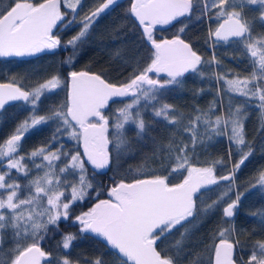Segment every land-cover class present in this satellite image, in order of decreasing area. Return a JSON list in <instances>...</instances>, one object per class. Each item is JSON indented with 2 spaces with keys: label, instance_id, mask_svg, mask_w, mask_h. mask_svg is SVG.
I'll use <instances>...</instances> for the list:
<instances>
[{
  "label": "snow or ice",
  "instance_id": "1",
  "mask_svg": "<svg viewBox=\"0 0 264 264\" xmlns=\"http://www.w3.org/2000/svg\"><path fill=\"white\" fill-rule=\"evenodd\" d=\"M117 2L101 0L98 7L79 21L80 31L65 46L75 49L100 14ZM81 4L82 0H10L6 7L0 8V57L30 56L60 47L61 40L53 29L65 21L69 11L72 19L67 20L64 27L73 24ZM62 6L66 11H62ZM250 6H257L258 19L264 23V0H131L128 14L138 22L142 38L151 51L146 66L127 81L117 85L100 74L71 71L67 81L53 75L31 90H24L15 82L0 83V110L10 101H23L31 106L30 115L0 143V169H3L0 171V252L4 251L5 235L12 241V246L0 256V264H73L67 257L53 258L51 252L41 247L48 226H58L62 219L68 220L72 205L88 195L92 184L87 178L86 163L95 170L108 168L112 162L109 145L114 147L119 158L128 144L126 126H134L137 136L145 133L147 125L143 113L149 108L154 117L162 118L177 131L189 133L193 151L197 143L211 140L214 135H225L230 145H235L239 160L227 175L217 177L215 167L223 164L222 160L211 161L207 167H197L191 163L189 144L170 135L167 144L158 143L154 148L157 158L161 153L165 154L159 170L147 165L135 169L133 179L115 182L108 191L109 199L99 200L88 211L76 215L74 220L79 224L81 235L93 233L116 250L120 264H178L174 255L158 247V241L162 243L180 226L183 229L180 239L172 247L176 252L182 251L190 231L186 224L197 213V193L219 181H230L229 191H232L235 172L252 154L245 139L242 106L229 103L226 116L218 115L212 119L210 114L216 107L213 103L207 111L197 109V114L188 118L185 125L184 117L172 105L160 103L162 90L180 85L186 73L202 77L206 66L211 68L220 64L215 52L211 59L204 60L181 38L180 34L187 27L181 18H190L196 13L198 20L216 21L215 28L209 25L205 40L210 48L231 42L240 45V51L251 64L250 76L233 75L229 79L226 72H213L212 78L223 82L226 93L244 97L245 102L258 101L264 113V33L253 34L252 22L244 11ZM174 21L182 25L177 34L171 39H157V25H170ZM71 60L69 57L68 62ZM160 73H165L168 79L162 81L151 75ZM65 85L68 89L66 101L51 107L48 114L39 115L41 97ZM113 98L129 100L122 102L123 106L114 112H106L109 102H115ZM49 121L57 124L51 140L27 156L20 155V142L25 133ZM201 127L204 129L202 134ZM64 134L82 145L83 155L79 150L74 153L64 150L62 144L52 150V145ZM26 158L38 174L22 186L12 171L28 176L30 169L24 162ZM37 159L41 162L36 163ZM162 172L167 174H160ZM173 173L186 175L180 183H171L169 177ZM68 176L77 179L70 182ZM257 185L264 189V170L251 183V187ZM99 194L97 191L96 195ZM243 195L236 191L235 198L229 199L224 206L222 201L228 196V192H224L199 211L206 213L221 205L225 222L231 224L230 218L236 215ZM234 233L233 226L222 227L215 233L209 264H238L235 252L240 242L233 238ZM76 238L72 233L64 234L60 246L68 250ZM86 264H104V260L96 257ZM192 264L204 262L201 257L194 256ZM239 264H264V240L252 242L247 259L240 258Z\"/></svg>",
  "mask_w": 264,
  "mask_h": 264
},
{
  "label": "trees",
  "instance_id": "2",
  "mask_svg": "<svg viewBox=\"0 0 264 264\" xmlns=\"http://www.w3.org/2000/svg\"><path fill=\"white\" fill-rule=\"evenodd\" d=\"M100 2L101 0H85L84 7L77 10L78 15L80 12L88 14L98 7ZM9 3L10 0H0V8L6 7ZM130 4L131 0H120L113 7L101 13L89 29L88 35L77 43L75 49L69 45L68 50L62 54H48L34 59L0 58V81L15 82L24 90H31L53 75H59L62 80L67 81L71 71H88L100 74L109 82L117 85L127 81L135 72L146 66L151 51L149 45L142 38V30L137 21L128 14L127 10ZM244 11L252 22L253 34L264 33V23L258 19L257 6L247 7ZM196 15L194 13L190 18L181 19L187 23L184 33L180 34L181 38L190 43L204 60L211 59L213 52H215L216 59L220 64L211 68L206 66L205 74L202 77L193 73L182 77L180 85H172L162 90L159 97L160 103L172 105L173 109L184 117L183 124L185 125L188 123V118L197 114V109L207 111L213 103L216 107L210 114L212 119L218 115L226 116L229 103L233 106H242L245 114L243 121L245 139L251 146L252 154L235 172L232 191H229L230 181H219L212 189L197 194V213L190 218L191 222L186 224L190 231L184 241L182 251L176 252L172 247L180 239V234L183 231L180 226L174 229L172 234L162 243L159 242L158 247L166 249L170 255H174L178 264H192L194 256L201 257L204 264H209L208 258L211 256V245L215 233L222 227L233 226L235 228L233 238L240 242L237 247L239 264L240 258L247 259L252 242L264 240V189L260 188L259 185L251 187L254 178L258 176L260 171L264 170V113L259 108L258 101L248 100L245 102L244 97L226 93L223 82H217L212 78L213 72H226L229 79L233 75H239L241 78L250 76L251 64L248 57L240 51L238 43L231 42L218 45L214 49L210 48L205 40L209 25L215 28L216 21H209L206 18L198 20ZM70 17L71 20V13ZM76 20H78V16ZM72 25H69L61 33L64 35L61 36L64 43H67L80 31L79 27L69 32ZM181 26L180 23L175 22L165 30H157L155 32L156 38L171 39L177 34V30ZM69 57L72 58L71 63L68 62ZM153 78H159L162 81L168 79L155 75ZM60 89V91L47 94L41 98L38 107L39 115L48 114L51 107H58L66 101L67 86H62ZM218 91L219 96L217 95ZM128 100L129 98H126L110 104L106 112H114L123 106L122 102ZM156 106L159 107V104ZM30 107V105L21 104L9 108L0 116V143L6 140L17 126L30 115ZM143 115L147 125L145 133L142 136H137L134 126H126L128 144L125 146V150L120 153L119 158H117L114 147L109 145L112 162L105 173L92 169L86 163L87 178L92 184V188L88 190V195L83 201H77L72 205L68 220L62 219L58 226L49 225L48 233L41 241V247L45 251L51 252L53 258L67 257L73 264H86L87 261L101 257L104 264H120V257L101 237L90 233L81 235L79 224L75 222L74 218L76 215L88 211L99 200L109 199L110 187L121 179L126 181L133 179L135 169L147 165L159 170L160 161L165 154L161 153L160 158H157L154 156V148L158 143L167 144L170 135H175L178 140H183L185 144H189L191 163L197 167H207L211 161L222 160L223 164L215 167L217 177L227 175L232 165L240 158L235 145H230L225 135H214L211 140L205 139L203 143H197L193 151L189 141V133L177 131L162 118L154 117L151 108L144 111ZM56 128V122L49 121L47 124L30 129L20 142L19 154L27 156V153L33 149L45 145L56 133ZM203 131L204 129L201 127L200 133L202 134ZM109 135L111 138V129ZM59 144H62L66 151L74 153L79 150L81 152V145L77 144L75 140L69 139L66 134L52 145V150L55 151ZM230 150L231 155H229ZM81 154L83 155L82 152ZM24 162L30 169L28 176L18 174L15 170L12 171V175L18 178L22 186L38 174L27 158ZM40 162L39 159L36 160V163ZM2 170L0 169V171ZM39 174L42 175L43 173L40 172ZM160 174L167 173L162 172ZM183 175L186 173H173L169 180L171 183H180ZM76 179V176H68L70 182H75ZM97 191L100 193L99 196L96 195ZM236 191L242 192L244 195L236 210V215L230 218L231 224L225 222L221 205H217L206 213L199 211L203 205L211 204L224 192H228V196L222 201V205L226 206L229 199L235 198ZM67 233H72L77 238L73 241L70 249L63 250L60 242L63 235ZM11 246V237L5 235L4 251L0 252V256H3Z\"/></svg>",
  "mask_w": 264,
  "mask_h": 264
},
{
  "label": "flooded vegetation",
  "instance_id": "3",
  "mask_svg": "<svg viewBox=\"0 0 264 264\" xmlns=\"http://www.w3.org/2000/svg\"><path fill=\"white\" fill-rule=\"evenodd\" d=\"M118 1H120V0H118ZM33 2H38V0H33ZM85 0H82V4H81V9H82V7H84V5H85ZM114 5H112V6H110V7H113ZM62 11H66V9H64V7L62 6ZM85 11V10H84ZM87 13H81L80 12V14L79 15H77L78 16V20H76L74 23H73V25H72V29L71 30H69V32H72L74 29H77V28H79L80 27V23H79V21L81 20V19H83V17L86 15ZM79 16H81L80 18H79ZM70 13H69V15L68 16H66V18H65V21L64 22H62V23H60V24H58L57 25V27L54 29V33L56 34V35H58L59 36V38H60V40H61V46L60 47H58V48H56V49H52V50H45L44 52H42V53H37V54H34V55H30V56H25V57H23V58H18V57H12V58H8V57H0L1 59H11V60H13V59H19V60H23V59H34V58H38V57H40V56H44V55H48V54H57V53H63V52H66L67 50H68V46H65L66 44L64 43V41L62 40V37L61 36H64V35H62L61 33L67 28H65L63 25H64V23H66V21L67 20H70ZM80 19V20H79ZM97 21V19L95 20V22ZM93 25V24H92ZM64 38V37H63ZM0 83H6V82H1L0 81ZM19 86V85H18ZM21 87V86H20ZM61 89L59 88V89H56L54 92H57V91H60ZM53 93V92H52ZM47 94H50V93H47ZM47 94H45L44 96H42L41 98H43V97H45ZM42 100V99H41ZM21 104H26V105H28L27 103H25V102H23V101H19V102H17V103H15V104H12V105H10V106H7L3 111H1L0 112V116H2L4 113H5V111H7L9 108H12V107H15V106H19V105H21ZM110 104H112V103H110ZM110 104H109V106H110ZM25 109H28V108H25ZM81 152H82V148H81ZM83 153V152H82ZM158 243H159V241H158ZM235 257L237 258V249H236V253H235ZM129 264H130V262H129Z\"/></svg>",
  "mask_w": 264,
  "mask_h": 264
},
{
  "label": "water",
  "instance_id": "4",
  "mask_svg": "<svg viewBox=\"0 0 264 264\" xmlns=\"http://www.w3.org/2000/svg\"><path fill=\"white\" fill-rule=\"evenodd\" d=\"M135 19V18H134ZM182 19V18H181ZM138 23V22H137ZM173 23H175V21L173 22ZM172 23V24H173ZM58 24H60V23H58ZM172 24H170V25H172ZM170 25H157V30H165V29H167ZM55 29V28H54ZM54 29H53V32H54ZM156 30V31H157ZM12 57H16V56H10V57H8V58H12ZM23 57H25V56H23ZM23 57H18V58H23ZM188 74H190V73H186L184 76H186V75H188ZM151 75H155V76H158V77H167V75L165 74V73H160V74H151ZM168 78V77H167ZM114 99V101L116 102V101H118V100H123V99H126V98H113ZM17 102H19V101H10L8 104H6L5 105V108L7 107V106H10V105H12V104H15V103H17ZM110 103H114L113 101H110L109 102V104ZM4 108V109H5ZM3 109V110H4ZM3 110H0V112L1 111H3ZM81 148H82V145H81ZM82 152H83V149H82ZM89 165V164H88ZM91 168H92V166L91 165H89ZM93 169V168H92ZM95 170V169H94ZM108 170V168H106V169H101V170H98V171H102V172H106ZM213 186L214 185H210V186H208V188L207 189H201V192L202 191H206V190H210V189H212L213 188ZM197 194H199V193H197ZM90 234H92V235H95V234H93V233H90ZM103 239V238H102ZM106 244H107V242L106 241H104ZM110 247V246H109ZM111 248V247H110ZM112 249V248H111ZM113 251H115L116 252V250H114V249H112ZM236 253V252H235Z\"/></svg>",
  "mask_w": 264,
  "mask_h": 264
},
{
  "label": "rangeland",
  "instance_id": "5",
  "mask_svg": "<svg viewBox=\"0 0 264 264\" xmlns=\"http://www.w3.org/2000/svg\"><path fill=\"white\" fill-rule=\"evenodd\" d=\"M80 7H81V5L77 8V10H79L80 9ZM47 94V93H46ZM124 100V99H123Z\"/></svg>",
  "mask_w": 264,
  "mask_h": 264
}]
</instances>
